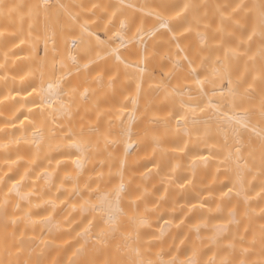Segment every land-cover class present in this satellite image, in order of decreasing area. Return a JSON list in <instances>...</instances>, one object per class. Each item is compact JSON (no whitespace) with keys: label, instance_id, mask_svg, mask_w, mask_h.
I'll use <instances>...</instances> for the list:
<instances>
[{"label":"bare ground","instance_id":"1","mask_svg":"<svg viewBox=\"0 0 264 264\" xmlns=\"http://www.w3.org/2000/svg\"><path fill=\"white\" fill-rule=\"evenodd\" d=\"M0 264H264V0H0Z\"/></svg>","mask_w":264,"mask_h":264},{"label":"snow or ice","instance_id":"2","mask_svg":"<svg viewBox=\"0 0 264 264\" xmlns=\"http://www.w3.org/2000/svg\"><path fill=\"white\" fill-rule=\"evenodd\" d=\"M188 7H189V5H184V9L183 10H186ZM238 7H239V5H238ZM177 15H180V12H177ZM249 39H251V36L249 37ZM112 227L114 228L115 225L113 224Z\"/></svg>","mask_w":264,"mask_h":264}]
</instances>
